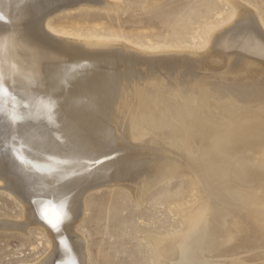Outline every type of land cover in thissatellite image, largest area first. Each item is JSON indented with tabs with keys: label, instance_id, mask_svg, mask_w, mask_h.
<instances>
[{
	"label": "bare ground",
	"instance_id": "bare-ground-1",
	"mask_svg": "<svg viewBox=\"0 0 264 264\" xmlns=\"http://www.w3.org/2000/svg\"><path fill=\"white\" fill-rule=\"evenodd\" d=\"M226 1L233 9L227 22L221 27L208 26L205 31V48L207 49V47L210 46V49L213 51L210 54H205L206 62L214 66V64L216 65L222 62L225 56H231L238 39H240L239 36L245 33L249 28H253V30L255 29L257 31L254 32L256 33V35L254 34L256 37V51L258 55L264 58V24L257 15V11L255 12L240 0ZM80 7L110 8V10H116L119 5L109 0H0V191L7 193L13 197V199H17L14 194L21 192L22 195L28 196L30 200L33 201L34 205H31L29 211H27L28 213H24L27 214L29 223L34 220L35 224L50 237L52 244L55 243L56 247L58 246V248L61 249L62 254H60L58 264H86L85 259H83V257L81 258L79 251V249H81V244H84L81 242L83 239L81 240L79 237L75 238V236H73L74 238L72 239L70 234V236H68L61 233V231L64 226L70 228L74 225L72 222L81 209L79 205V202L82 201L79 200V198H83V195L80 197L81 194L98 185H93L95 182L92 181V185L88 186V184H85L84 176H80V174V177L72 182L65 183V181H63L61 191L53 192L51 189V191L47 190L48 192H46L42 190V187H45V179L40 175L41 170L46 166L50 171L58 169L61 172L64 167L67 168L70 166L71 162H74L77 158L89 156L96 158L94 156L101 154L98 152L99 150L108 151L110 146L114 143L116 144L118 140L124 142L129 138V140H135V143H138V141L143 139V136L147 135L151 138H156L157 140H154L155 143L159 142L158 144H166V148L168 145H174L178 148L175 151L168 147L170 150H168L167 153L158 155L162 164L161 168L165 167V175L169 174L170 176L171 173L173 174L175 172L184 174L185 176L187 175L195 186L196 196H200L198 199V206H195L196 208L194 210L189 211L191 208H182L179 206L177 210L172 211L175 213L179 222V229L177 228L178 230L174 231L173 236L170 237L168 235L169 238H162L164 236H150L151 239L147 241V244L154 255V264H162V257L167 258V260L171 262L170 264H174L175 260H177L178 257L180 258V254L183 251L185 252L186 248H188L185 244L189 239L190 233H196L194 230L197 228L208 208L209 211H207V213L208 215L209 213L212 214V220L208 221L207 225L205 224L200 228L198 227L200 230L198 233V241H200L201 244L195 243L198 247L192 244L190 247L192 250L187 253V256L193 260L195 264H218L214 262V260L210 262L203 253H200L198 248L213 253L218 251L220 249L219 247L222 248V246L232 245L234 240L235 244H233V246L226 250L223 249V255L218 252L219 256H222L220 258L228 257L234 253L235 255H240V253L243 254L244 252L250 251L251 244L246 243L248 237L255 236L254 239L261 240L262 242L259 243V247L261 246L264 249V72L260 73L261 70L257 71L251 69L247 72L250 75L245 78L246 83L238 86L239 88H237V90L235 89L237 94L241 97L240 100L247 101L248 99V102L251 101V104L257 103V107L254 108L255 111L249 113L247 109L246 113L249 114H244L243 116L240 114L239 116L237 115L238 117L234 118H231L232 116H230V114L231 121L228 124L227 114L222 113L226 116L224 117L227 118V120L225 122L226 124L221 125V118H219V123L215 121L218 120L216 118H213L215 119L213 121L209 117H206L207 115L204 114L206 112H203V110L194 109V107L191 106L192 104L190 105L191 109H189L190 106L183 109L182 106L184 105L182 104L185 103L186 106V102H184L179 104V108L183 110L176 121L172 120L173 123L170 121L172 116H168L167 118H170V122L168 121L167 123L164 121V123L161 122L162 120L160 119L161 121L158 120L160 122L159 125L162 126H157L159 122L157 123L154 119L151 120L152 118L150 117L147 124L143 125L146 117L149 118L148 116H152L154 118L156 116H153L156 114L155 108L157 105L155 104V108L151 107L154 108L152 110L155 112L153 115H151V112L148 116H144L143 114L139 115L145 117V119L141 117L143 123H133L134 120L141 122V119L138 120L140 117H138L136 112L135 119H131L133 125H126V123H123V125L120 121L122 125L115 124L116 126H114L111 124L112 128L109 127L110 129H106V124L108 125V123H105L106 114H108L109 111L111 112V110L108 111L107 108L110 106L113 108L115 102L119 101L121 98L118 97L119 93H116L114 90H117L121 85L126 84V82L130 84L137 83L138 81L140 82L138 77L139 75L141 76V74L143 75V73L138 74L139 72L137 73V69L131 68L130 66L133 65L132 67H137V65L139 66L145 61L147 63H154V61L163 59L179 60L187 58L188 56H195V54L197 55L198 53L191 49L174 48L171 46H134L118 38H86L80 35L59 34L50 29L48 24L50 19L61 13L64 14L65 11H74ZM127 65H130L129 68L126 67ZM175 75L177 74L175 73ZM156 78L158 79V76ZM162 80L161 83L163 82ZM205 83L207 84V82ZM163 84H165V82H163ZM185 84L187 85V83H184V85ZM211 84L213 90H218L217 88L221 86L214 85L213 82H211ZM168 85H170V83ZM172 85L173 84H171L170 87H172ZM174 86H176V84H174ZM136 87H138V85ZM140 87L142 86L138 88ZM144 87H146V85H144ZM188 87L191 88L190 86ZM193 87L196 89L198 86ZM152 88L149 89L148 86V90L151 91ZM203 88L199 86L198 92L201 93V95L208 96L211 92L210 87V92ZM222 89L224 90V88ZM137 91L139 92V90ZM144 92H146V90H144ZM162 92L166 93L164 90ZM153 93L157 94L155 91ZM140 94L141 93H139V95ZM232 94L234 96V93ZM193 95L195 94L193 93ZM143 96H145V94H143ZM143 96L141 97L143 98ZM160 96L162 95L160 94ZM226 96L225 98L227 99ZM171 98L172 96L170 99ZM173 98L170 101L175 100V98ZM143 99L145 102L146 98ZM167 99L169 100V98ZM187 99L188 98H186V100ZM195 99L196 98L192 100L194 101ZM202 99L205 100V97ZM158 100L159 102L157 103L160 104V99ZM162 100L163 102L166 101H164V97ZM123 101L126 102L125 99ZM142 101L143 100H141V102ZM225 101L227 102V100ZM246 101L244 103L241 102V104L246 105ZM144 102L143 106L145 104ZM179 102L181 101H178V103ZM229 102L231 103V99ZM236 102L238 103V101ZM117 103L116 105H118ZM162 105L163 108L164 104ZM205 105L203 104V106ZM131 108L133 109L134 107ZM158 108L160 109V107ZM158 108H156V110ZM118 109L120 110V108ZM127 109L125 108L123 115L126 113ZM159 109L158 111L160 112ZM170 109L174 110V107ZM241 109L244 110V108ZM135 110L136 109L133 111ZM148 110L151 111L150 109ZM175 110L177 109L175 108ZM211 110L215 109L211 108ZM164 111H166V109H164ZM177 112L180 111L177 110ZM258 112L260 113L258 114ZM111 113H115V110ZM164 113L165 116L166 112ZM119 114L120 113H118V115ZM127 115L125 117H127ZM160 115L161 114L156 118H160ZM222 119L224 121L223 117ZM122 121L126 122L124 120ZM153 121H155V123ZM112 122L116 123V121ZM142 126H144V128ZM113 127H115V129ZM92 130H95L93 133H97L99 136H96L102 138L103 142L99 141L98 139L100 138L97 139L96 137L99 141L98 144L93 139L91 136ZM120 147L121 145L118 146L119 149ZM127 152L128 149L125 151L123 148H121L119 152H116V154L118 153L116 156L123 157L124 160H121V163L118 164V168H115L111 164L115 168L114 171L113 169L112 171L106 169V164L105 167H100L101 170H99L100 172L103 170L102 173L108 180H117V183L118 179L126 180V178L129 177L127 180L130 179V182L133 184L130 187V191H132V188V193L135 191L136 195H140L143 193L140 189H143L142 191L145 192L146 189L144 190V188L146 187L144 185V188H140V185H137L135 178L137 177L139 179V177L134 171H138L143 165H140L141 167L139 168L136 167V169L134 166H130L131 163L128 166V162L125 160L129 157V153ZM169 153L172 156L167 155ZM148 156V159H151L149 154ZM125 162L126 164H124ZM116 164L117 163H115V165ZM72 167H74V165ZM77 167L78 166H76V168ZM143 168L144 167H142V169ZM159 169L160 168H158V170ZM67 174L70 175V173ZM157 175L156 177L154 175V177L158 178ZM172 177L173 176L169 177V179ZM162 178L164 179V176ZM89 180L91 182V179ZM155 180L157 179H154V181ZM160 180L161 179H159V181ZM127 182L128 181L125 183ZM130 182H128V184H131ZM121 183H123V181ZM151 183H153V181ZM156 183L154 186L157 185ZM122 185L124 186L125 184ZM147 185L149 184H146V186ZM71 190L74 192H71ZM70 192L71 198L68 199L65 197V199H67L65 200V194ZM203 228L205 229L201 231ZM182 230L184 231L179 234ZM53 239L55 240L53 241ZM231 241H233V243H230ZM254 245L256 246V244L252 246L255 247ZM221 252L223 253V251ZM262 253L253 257L251 256L252 254H250L251 257L248 256L249 262H252V264H264V252L262 251ZM182 257H185V255H182ZM232 257L237 260L240 258L237 256ZM229 261L230 260L227 262L230 264ZM223 262H225V260Z\"/></svg>",
	"mask_w": 264,
	"mask_h": 264
},
{
	"label": "rangeland",
	"instance_id": "rangeland-1",
	"mask_svg": "<svg viewBox=\"0 0 264 264\" xmlns=\"http://www.w3.org/2000/svg\"><path fill=\"white\" fill-rule=\"evenodd\" d=\"M109 1H114V3H117V5H119L120 8L118 7L119 9L117 8L116 10L115 9L110 10V8L105 9V8H89V7L84 8V7H80L74 11H67V12L65 11L64 14L61 13V14L53 17L52 19H50L48 22L49 27L53 32H56L59 34L63 33V34H71V35H75V36L80 35V36L86 37V38H90V37L91 38H93V37H106V38H112V39L118 38V39L124 40V41H126V42H128L134 46H140V47H143V46L144 47L171 46L174 48L180 47V48H185V49H191L192 51H195L198 54L197 55L195 54V56H188L187 58L179 59V60L163 59L160 61H154V63L153 62L147 63L145 61L146 63L142 62L139 66L137 65V67L136 66L132 67L133 65L132 66L127 65L126 66L127 68H129V66H130L131 68L137 69V73L138 72H139L138 74L143 73V75L142 74H141V76L139 75L138 80L140 79V82L138 81L137 82L138 84L137 83H131V84H133V85H131L130 83L126 82V84L121 85L117 90H114L116 93L117 92L119 93L118 97H121V98L119 101H117L118 103L115 102V104L113 105V108L111 106L107 108V110L108 111L111 110V112H114V110H115V113H111L110 111L109 112L107 111L108 114H106V120H105L106 122L104 121L105 123H108V125L112 124L114 126H116L115 124L119 125L121 123L122 124L126 123V125H133L131 122L132 121L131 119H133V118L135 119L136 112H137L138 117H140V118L137 117L138 120H140L141 117L145 119V117L139 116V115L143 114L144 116H148L151 113H152L151 115H153V113H155V112L152 110L155 108V104L157 105L156 108L160 107V109L158 108L160 110V112L158 111V109L156 110V108H155L156 114H154L153 116H155V115L156 116L154 118L152 116H148L149 118L146 117V120H144L146 123L145 122L143 123L142 119H141V122L134 120L133 123L137 122L138 124H141V123H143V125L147 124L148 119H150V117L152 118L151 120L154 119L157 123L161 120H162L161 122L165 121L168 123V121L170 119V118H167L168 116L169 117L172 116L171 117L172 119H170V121H172V120L176 121V119L179 118L181 111L185 108H188L191 104H192L191 106H193L194 109L203 110V112H206V113H204L205 115H207L206 117H209L213 121L215 120L213 118H216L218 120H215V121L216 122L218 121V123H219L220 122L219 118H221V122H220L221 125L226 124L225 122H226L227 118H228V121H227V124H228L231 121L230 120L231 118L238 117L240 114L243 116L244 114L251 113V111H252V113L255 111L254 108L257 107V103L251 104V101L248 102L249 100L247 99V101L245 100L247 102V104L242 105L241 102L244 103L245 101L240 100L241 97H240V95L237 94L236 90H237V88H239L238 86L246 83L245 78L248 75H250L247 72H249L251 69H255L257 71L261 70L260 73L264 72V70H262V69H264V58H262L261 55H258V53L256 51V48H257V46L255 44L256 43L255 42L256 41V37H255L256 33H254V32H257V31L255 29L253 30V28H251V29L249 28L250 30L249 29L248 30L252 34L248 30L245 33L241 34L239 36L240 39H238V41L236 43L237 46L235 45V47L233 49L232 55L231 56H225L224 59H222V62H220L221 64L218 63L216 65L214 64V66H213V64L206 62L205 54L206 55L208 53L210 54L213 51H212V49H210V46L207 47V49L205 48V41H206L205 31H206V28L208 26L221 27L222 25H224L227 22V19L232 14L233 9L227 3L226 0H109ZM240 1H242L244 4H246L248 7H250L255 12L257 11L256 12L257 15L259 16V18H261V20L263 21V24H264V0H240ZM249 42H250V44H249ZM251 43H253V44H251ZM243 54H244V56H243ZM201 57H202V59H201ZM228 57H230V58H228ZM233 57H234V59H233ZM237 57H238V59H237ZM241 58H243L244 61ZM245 59H246V61H245ZM238 62H240V63H238ZM188 64H189V66H188ZM190 65H191V67H190ZM141 66H143V67H141ZM214 67L217 70H215ZM147 68H149V69H147ZM201 71H203V72H201ZM165 72H167V73H165ZM175 73L178 76L175 75ZM179 74H180V76H179ZM157 76H158V79L156 78ZM169 78H170V80H169ZM171 78H172V80H171ZM180 78H181V80H180ZM164 79L167 81H165ZM161 80L163 82H165V84H163V82L161 83ZM233 81H234V83H233ZM146 82H147V84H146ZM205 82H207V84ZM211 82H213L214 85H218V86L221 85V86L219 88H217L218 90H213L211 88L212 87ZM143 83H144V85H146V87H144ZM169 83H170V85H168ZM184 83H187V85L185 84L187 87L184 85ZM171 84H173L172 87L174 86V84H176V86H174V87L177 88V86H178V88L176 89L174 87L173 88L170 87ZM137 85H138V87L139 86H142V87L138 88V87H136ZM147 85L149 86V89L153 87L151 89L152 93L155 91V92H157V94L156 93L152 94L151 91L148 90ZM192 85L195 87L196 86H198V87L201 86L202 88L204 87L203 89L207 90L208 92H210V89H211V92L209 93V95H211V96H209V95L205 96L203 94L201 95V93L198 92L199 91L198 87L195 89ZM157 86H159V87H157ZM188 86H190L191 88H189ZM179 87H180V89H179ZM183 87L185 88V91H184ZM209 87H210V89H209ZM162 88H164V89H162ZM181 88H182V90H181ZM222 88H224V90ZM140 89H141V91H140ZM137 90H139V92ZM144 90H146V92H144ZM161 90L162 91L164 90L166 93L162 92ZM231 90H232V93H234V96L231 93ZM172 91H173V93H172ZM182 92H184V93H182ZM208 92H207V94H208ZM217 92H218V94H217ZM227 92H228V94H227ZM139 93H141L140 94L141 96H143V94H145V96H143V98H146L145 102H144V99L139 95ZM167 93H168V96H167ZM193 93L195 95H193ZM129 94H130V96H129ZM160 94L162 96H160ZM229 94H232V95H229ZM153 95H155V96H153ZM171 96H172V98L174 97L175 100L170 101V100H172V98L170 99ZM225 96L227 97V99L225 98ZM140 97H141V99H140ZM163 97H164V101L166 100L165 102H163V100H162ZM203 97H205V100L202 99ZM228 97H229V99H228ZM131 98L133 99V102H132ZM148 98L151 100H149ZM167 98H169V100ZM186 98H188V99L186 100ZM194 98H196V99L198 98V99L197 100L195 99L193 101L192 99H194ZM124 99L126 100V102L123 101ZM158 99H160V104L157 103V102H159ZM230 99H231V103H233V104H231L229 102ZM232 99H233V102H232ZM141 100H143V101L141 102ZM148 100L151 103H149ZM154 100H156V101H154ZM225 100H227L228 103ZM129 101H130V103H129ZM178 101H181V102L178 103ZM236 101H238V103ZM143 102L145 103L144 106H143ZM184 102H186V106L188 105L187 107L185 106ZM194 102H195L197 108L195 107ZM201 102H202V104H201ZM116 103L118 105H116ZM146 103L147 104L149 103V104L147 105ZM161 103L164 104L163 108L166 109V111H164V109L162 108L163 105ZM181 103H184V104H182L184 106L181 105L183 108L182 110H181V108H179L180 107L179 104H181ZM248 103H249V105H248ZM121 104H122V106H121ZM127 104H128V107H127ZM130 104H133V105H130ZM150 104H151V106H150ZM167 104H169V105H167ZM173 104H174V106H173ZM203 104L204 105L206 104V105L203 106ZM170 106L172 108L174 107V110L170 109L171 108ZM191 106L189 109H191ZM200 106L202 109L200 108ZM238 106L239 107L241 106V107L239 108ZM258 106H259V104H258ZM116 107H117V109H116ZM131 107H134V108L132 109ZM148 107H150V108H148ZM151 107H154V108H151ZM118 108H120V110ZM125 108L126 109L128 108L127 109L128 112L126 111V113L128 115L126 113H124V115H123V112H125L124 111ZM130 108L132 109L133 113L131 112ZM161 108H162V111H161ZM167 108H169V109H167ZM175 108L177 110H179L180 112H177V110H175ZM207 108H208V110H207ZM211 108L215 109V110H211ZM241 108H244V110H242ZM134 109H136V110L133 111ZM148 109H150L151 111H149ZM247 109H248L247 112H249V113H246ZM148 111H149V113H148ZM174 111H175V114H174ZM164 112H166L165 116H164V114H165ZM109 113H111V114H109ZM118 113H120L119 115L122 116L124 119L122 117H120L118 115ZM222 113L227 114L226 115L227 118H225L226 116L223 115ZM259 113L260 112H258V114ZM159 114H161L160 118L158 117V119H157L156 117L159 116ZM126 115L128 118L125 117ZM215 115H216V117H215ZM229 115L232 117L230 118ZM109 117L111 120L109 119ZM222 117L224 118V121H223ZM120 118L126 122H123ZM165 118H167V119H165ZM112 121H116V123H114ZM120 121H121V123H120ZM155 121H153V122L155 123ZM173 121H172V123H173ZM149 122H152V121H149ZM159 124H160V122L157 124V126ZM108 125L106 124V127H105L106 129L112 128V125L111 126L110 125L108 126ZM159 126H162V125H159ZM142 127L144 128V126H142ZM113 128L115 129V127H113ZM94 131L95 130H92L93 135L91 134L93 139L97 143L99 141L103 142L102 138L97 137V136H99L97 133H95V134L93 133ZM96 137H97V139L100 138V139H98L99 141L96 139ZM146 139L148 140V142ZM154 140L156 141L157 139L151 138L147 135L143 136V139L138 141L139 144L135 143V140H132V141L129 140V138L124 141L125 143L122 142L121 140H118L119 142L117 141L116 144L114 143L112 146H110L108 151L107 150L106 151H103V150L100 151L99 149H97V150H99L98 152H100L103 155L100 154L98 156H94L96 158H93V156L77 158L74 161L75 163L71 162L70 166H68L70 168L64 167L61 172L58 169H56L54 171H50V170H48V167L45 166L44 168H42V166H41V168L43 170H41L40 175H42L43 178L45 180H47V181L44 180L45 187H42L43 191L48 192V191H51V189L53 192H56L59 190L61 191V189H62L61 185L63 184V181H65V183L72 182L73 180L78 179L80 176H84L85 184H88V186L92 185V181L95 182V183H93V185H98V186L90 189L89 191L88 190L84 191L81 194L80 197H82V195H83V198H81V199L79 198V200H82L79 202V205L81 208L79 210L80 215L78 214L76 216V218L74 219V221L72 222V224H74L73 226H71L70 228L69 227L67 228L66 226H64L62 228V231H61V233H63V234H66L68 236L71 235L70 237L72 239L74 238L73 236H75V238L79 237V238H81V240L83 239L84 242L83 241H81V242L84 244H81V249H79V251H80L81 258L83 257V259H85L86 264H154L153 263L154 262V255L151 251V248L147 244V241L149 239H151L152 236H159V237L164 236L162 238H169V236L170 237L173 236L174 231L179 229V222L177 220V217L175 216V213L172 211L177 210V208L179 206H181L182 208H191V210H189V211L194 210L198 206L197 204H198V201H199L198 199L200 196L199 197L196 196V189H195V186L192 183L191 179L188 178L187 175L185 176L184 174L177 173V172H175L173 174L171 173L172 175L170 174V176H169V174H167L168 175V177H167V175H165V171H164L165 167L161 168L162 164H161V161L159 160L160 158L158 157V155H160L162 153H167L168 150H170L169 148L174 149L175 151L178 148L174 145H172V146L168 145L167 148L168 147L169 148L167 149L166 144H164V145L158 144L159 142L155 143ZM141 142H142V144H141ZM119 143H121V144H119ZM148 144H150L152 146H150ZM119 145H121L120 149L123 148V149H125V151H127V149H128L127 153H129V157L125 159L128 162L127 163L128 166L131 163L130 166H134L135 169H136V167L137 168L141 167L140 165H143L142 167H144L143 169L141 167L142 170L139 168L138 171L137 170L134 171V172H136L137 176L139 177V179L137 177L135 178L136 179L135 181H137V185L138 186L140 185V188L141 187L144 188V185L146 187V188H144V190L146 189L145 192L142 191L143 189H140L141 192H143V193H141L142 196H141V194L136 195L135 191L132 193V191H133L132 188H131L132 191H130V187L133 184L130 182V179L127 180V178H129V177H127L126 180L125 179H122V180L118 179V183H117V180H111L110 177H109L110 180H108L107 177H104V175L102 173L103 170L100 172V170H101L100 167H105V164H106V167H105L106 169H109V171L110 170L112 171V169H113V171H114L115 168H118V164L121 163V160H124L123 157H117L116 156L118 154V153L116 154V152L117 151L119 152V150H120L118 148ZM122 145H123V147H122ZM154 146H156V147H154ZM158 146H159V148H158ZM114 148H115V150H114ZM131 150H133V151H131ZM148 154L150 155L151 159H148L149 158ZM167 155H171V154L169 153ZM101 156H103L104 158ZM156 157H157V159H156ZM111 158L114 159L115 161L112 160ZM155 159H156V161H155ZM151 160H152V162H151ZM157 160L159 161V163L161 165L158 163ZM114 162L117 164L115 165ZM78 163H79V165H78ZM192 163L195 164L194 162H192ZM124 164H126V162ZM144 164H145V166H144ZM151 164H154V165H151ZM73 165H74V167H72ZM76 166H78V167L76 168ZM156 166L160 169L158 170V168ZM86 169H88V170H86ZM146 171H148V172H146ZM67 173H70V175ZM100 173H102V174H100ZM153 173H154L155 177L158 174L157 175L158 178H155ZM179 174H181V175H179ZM75 175H76V177H75ZM162 175L164 176V179L162 178L163 177ZM72 176H74V177H72ZM91 176H93V177H91ZM171 176H173V177L169 179V177H171ZM141 177H143V178H141ZM69 179H71V180H69ZM89 179H91V182ZM143 179H144V181H143ZM154 179H157L158 181L157 180L154 181ZM159 179H161V180L159 181ZM97 180H98V182H97ZM122 181H123V183H121ZM126 181L130 182L131 184H128V182L125 183ZM146 181H147V183H146ZM152 181H153V183H151ZM154 182L155 183L158 182V183H156L157 185L154 186V184H155ZM159 182H160V184H159ZM122 184H125V185L123 186ZM126 184L128 185V187ZM146 184H149V185L151 184V185L146 186ZM99 185H101V186H99ZM134 187H135V185H134ZM152 187H155V188H152ZM193 188H194V190H193ZM147 189H150V190H147ZM71 192H74V191L71 190ZM71 192L65 194L64 199H65V197L68 199L71 198ZM143 194H144V196H143ZM14 195H15V197H17V199H13V197L8 195L7 193L0 191V264H35V263H37V264H58L60 254H62L61 249L58 248V246L56 247L55 243L52 244V242L50 241V237L46 234V232H44L42 229H40V227L38 225L35 224L34 220L30 223L28 222L26 213H28L27 211H29V208L31 207V205L32 206L34 205L33 201L30 200V198L28 196H24V194L22 195L21 192L16 193ZM138 198H142V199H138ZM65 200H67V199H65ZM195 201H197V202H195ZM190 204H192L193 206ZM207 211H209V208L207 209ZM207 211L204 214V216L202 217V220L198 224L197 228L194 230V232H196V233H193V232L190 233V235L188 237L189 239L185 244L188 247L185 250L186 253L183 251L180 254V258L178 257V259L175 260V263L173 262L174 264H189V263L195 264V262L187 256V253H189L190 250H192L190 248L192 246V244L196 245V247H198L197 244H201L200 241H198L199 240L198 239L199 238L198 233L200 231L199 228L201 226H204L205 224L207 225L208 221L212 220V217H211L212 214L209 213V215H208ZM24 212H26V213H24ZM80 218H82V219H80ZM24 223H26V224L29 223L30 225L29 224L26 225ZM18 226H20V227H18ZM204 229L205 228H203L201 231H203ZM183 231L184 230L179 232V234H181ZM51 236H52V234H51ZM254 237L255 236L250 237V238L248 237V239L246 238L248 241V242L246 241V243L251 244L250 251L244 252L243 254L240 253V255H237V254L235 255V253H234L228 257L220 258L222 256H219V254H221V255L224 254V250L233 246V244H235V240H234V243H233V241L230 242V243H233L232 245L229 244L230 246L227 245L225 247L222 246V248L219 247L221 249V251H223V253L220 251V249L216 252H213V253H209L207 250L202 249V248H198V249L200 250V253H203V255L210 262L211 261L213 262V260H214V262H217L218 264H223V263L229 264L227 261L230 260L229 261L230 264H252V262H249L248 256H250V254H252L251 256L253 257L255 255L261 254L262 251L264 252V249L261 246L259 247V243H261L262 241L256 240V239H254ZM54 240L55 239H53V241ZM239 240H241V239H239ZM252 242H254V243H252ZM195 243H197V244H195ZM253 244H256V246L254 245L255 247H253L252 246ZM263 247H264V245H263ZM218 252H219V254H218ZM182 255L183 256L185 255V257H182ZM209 255L212 256L213 258L210 257ZM232 256L240 257V258H238L239 261L236 258L234 259ZM48 257H50V258H48ZM54 257H56V258H54ZM161 260H162L161 261L162 264H164V263L170 264L171 263L165 257H162ZM218 260H220V261H218ZM224 260H225V262H223ZM231 260H232V262H231ZM242 262H244V263H242ZM259 262H261V261H259Z\"/></svg>",
	"mask_w": 264,
	"mask_h": 264
}]
</instances>
